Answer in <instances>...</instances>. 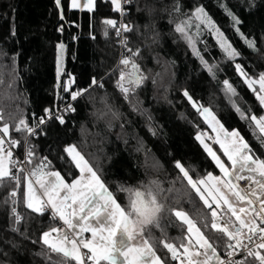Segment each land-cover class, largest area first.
Here are the masks:
<instances>
[{
    "label": "trees",
    "instance_id": "16d2710c",
    "mask_svg": "<svg viewBox=\"0 0 264 264\" xmlns=\"http://www.w3.org/2000/svg\"><path fill=\"white\" fill-rule=\"evenodd\" d=\"M133 1L126 19L131 24L127 39L132 63L144 77L139 85L128 83L129 67L115 69L114 28L104 23L114 16L110 2L94 0L93 9L86 10L72 9L69 0H61V18L55 0H0V127H9L7 138L16 140L21 151L28 133L16 130L21 119L30 127L33 117L44 119L55 105L72 101V110L62 116L64 123L52 119L30 140L34 155L28 171L46 158L48 170L71 183L79 172L65 148L75 146L126 210L134 190L150 185L157 192L165 208L159 227H145L144 235L163 264H176V259L159 241L166 239L180 250L187 240L186 226L168 208L186 212L222 257L227 238L204 227L202 213L210 221L211 209L204 207L176 164L194 181L219 175L196 139L209 128L188 97L212 110L226 130H236L249 153L264 161V135L251 121L252 116L264 115L259 88H250L236 67L240 65L247 79L264 75V0ZM200 14L212 23L200 21ZM178 25L183 32L176 30ZM219 39L231 45L235 58L225 54ZM67 79L72 81L68 91ZM93 80L102 86L94 85L72 99V93ZM224 81L235 95L227 92ZM121 83L130 90L127 96ZM102 97L117 113L109 116L110 126L93 115L103 107ZM23 177L17 206L9 202L12 179L0 182V264H75L42 242L54 221L25 206ZM241 262L260 264L254 256L242 257Z\"/></svg>",
    "mask_w": 264,
    "mask_h": 264
},
{
    "label": "snow or ice",
    "instance_id": "6c2138e0",
    "mask_svg": "<svg viewBox=\"0 0 264 264\" xmlns=\"http://www.w3.org/2000/svg\"><path fill=\"white\" fill-rule=\"evenodd\" d=\"M60 0H57L59 5ZM113 4H117V0H112ZM93 0H85L84 6L91 10ZM73 7H80L77 0H72ZM198 13H203L202 9H197ZM231 15V13H229ZM235 19V17H233ZM239 23V21H236ZM105 24L115 26L112 20H105ZM211 24V20L207 21ZM124 31H130L129 26L121 25ZM177 31L183 32V28L177 26ZM218 31V30H217ZM249 46H254L252 42H248ZM58 47H63L59 45ZM221 48L229 58H235L237 53L231 49V45L226 40H222ZM134 52L133 55H137ZM121 63L128 65L130 60L125 58ZM237 70L241 75L246 77V73L240 69V65H236ZM133 71L129 73V84L139 85L144 77L139 74V69L135 63H132ZM211 72V68H209ZM124 80V73H121V81ZM246 82H248L246 80ZM98 85L96 80L92 82ZM256 83L252 81L249 86ZM227 92L235 95L234 89L229 85L228 81H224ZM102 86V85H98ZM11 87V85H9ZM121 91L127 96L130 91L122 83L119 85ZM86 91V90H85ZM81 92L72 93V99L75 100ZM185 96L188 93L185 92ZM189 102L192 103L193 108L200 112L206 120L215 121V117L207 108L198 106L191 97H188ZM262 107H264V75L259 78V93L257 94ZM100 103L102 108H98L93 113L97 120H103L109 123V116L115 117L117 113L113 112L111 106L107 102L106 97H102ZM235 107V105H234ZM240 112V108H236ZM74 111V109H73ZM47 112V110H46ZM61 123H64L62 118H59ZM262 135H264V117H251ZM40 123H44L41 119ZM219 122L216 121V124ZM213 131L217 133L215 143L223 151L227 162L231 164L229 169L223 163L220 157L206 144H204L201 137L198 135L197 140L204 146L205 151L215 161L216 166L223 174L222 177H214L211 173L206 179L194 181L183 166L177 162L176 167L183 175L184 180L187 181L188 186L196 193L200 201L206 209H211L209 221L206 214L202 213L203 224L205 228L211 231L221 233L223 237L227 238L228 249L227 253L231 257L236 249L247 250L249 256H254L264 264V255L259 251H253L248 248V244L255 243V238L260 240L256 244L257 249H264V227H259L255 220H246L237 214V210L225 197L221 190V186L227 189L229 193L233 194L238 201H247L249 208L241 207L239 213H248L249 209L254 203H259L260 208L257 213V218L260 224H264V161L255 159L249 153V146L243 138H239V133L236 131L227 132L221 126L219 129L214 124L210 123ZM17 131H26L29 135L34 134V130L27 126L26 122L21 119L16 127ZM0 132L5 136L9 134V127L4 125L0 127ZM221 133L223 134L221 136ZM231 138V139H230ZM10 146H16V140L8 141ZM5 140L0 138V182L5 178L14 179L17 182V187H20L21 177L19 175H10L6 167V160L15 167V162L11 160L12 152L7 151L5 154ZM65 152L74 162L77 169L80 171V177L74 179L71 183L65 182V179L58 171L48 170V162L46 158L40 161L31 171L27 172L24 177V202L27 208L33 212L43 214L45 209H50L53 218L59 220L66 226L67 229L75 230L72 235L68 231L53 227L50 232H44L41 236L42 242L47 245L53 252L62 254L65 261H74L75 264H86V261L91 264H101V261H106L107 264H120L121 258L123 264H161V259L154 251L153 244L150 239L145 237L144 229L149 225L155 224L159 227L160 214L165 208V205L160 202L158 194L149 185L143 190H134L130 197L129 208H123L113 194L102 182L97 172L90 166L89 162L84 156L77 151L75 146H67ZM33 153L29 148L23 163L32 164ZM18 172L24 171L23 168H18ZM248 175H242V173ZM87 173V176H85ZM248 180L251 184H255L259 189V194L255 188L251 190V195H255V201L248 199V196L238 189L236 181ZM160 191H163L162 189ZM207 194V195H205ZM17 195L16 191L11 193L12 197ZM223 205L227 206L228 211L235 217V221H230L231 228L228 224H220L218 222V213L212 208L220 209ZM255 211V209H251ZM15 212V210H13ZM171 215H174L182 225H186L188 235L185 239L188 240V245L181 243L180 247L183 249L184 259L181 264H210L212 260L216 264H223L216 255V248L213 242L206 236V234L197 226L189 215L181 209L168 208ZM250 214V213H249ZM105 219L101 222L100 217ZM17 222L20 217L16 216ZM95 222V223H93ZM139 225V227H138ZM247 229V242L242 238V230ZM56 233V236H52ZM85 233L91 234V239L84 237ZM193 240L195 244L193 245ZM142 241V244L140 243ZM135 242V243H134ZM159 243L172 253V258L177 259V249L172 242H167L166 239H161ZM86 250L85 252H82ZM202 249L203 251H200ZM203 255L205 259L200 261L197 257ZM229 264H243L241 261H229Z\"/></svg>",
    "mask_w": 264,
    "mask_h": 264
},
{
    "label": "built area",
    "instance_id": "2783aa9c",
    "mask_svg": "<svg viewBox=\"0 0 264 264\" xmlns=\"http://www.w3.org/2000/svg\"><path fill=\"white\" fill-rule=\"evenodd\" d=\"M108 2L111 3L112 6V11L114 13V16L112 18V21L115 22V26H113L114 28V37L116 40V45L118 47V61L116 66H120V65H124L121 63L122 59H129L130 63H131V54H130V49L128 47V39H127V34L129 31H124L123 28H121V25H125V26H129V28L131 29V24L129 22H127V16L129 13V8L131 6H133L134 1L133 0H117V4H113L112 0H106ZM130 63L128 65H130ZM125 65V66H128ZM94 86L93 83L90 84H82L80 86V92L85 93L87 92L90 88H92ZM86 90V91H85ZM72 110V101L68 102V103H64L61 105H55L53 110H51L46 118H44V123H40L41 118H37V117H33L32 119V124L30 126V128H32L34 130V134L29 135L27 133L26 138L24 140L23 143V148L21 151H18L16 149V147L14 146H10L8 143V138L7 136H5L2 132H0V138L5 140V154L7 153V151H11L12 152V157L11 160L13 162H15V167L12 166V164H10L11 166V170H12V175H19L20 177H22L23 175H25L28 172V164L27 163H23L25 161V157L27 154L28 149L30 148L32 150L31 145H29V142L31 139L36 138L38 135V132L40 131V129H42V127L48 123L49 121H51L52 119H58L62 118V116L66 115L69 111ZM18 168H23L24 171H20L18 172L17 169ZM13 182V191L17 192V195L15 197H12L11 194L9 195V202L11 204H13L14 206L18 205L19 202V187H17V182L12 179ZM238 188L242 191H246L248 190L249 186L251 185V183L248 180H241L237 182ZM12 191V192H13ZM257 206V204H256ZM255 206V207H256ZM45 214H48L54 221V226L53 227H58L61 229H64L66 231H68L69 235H71L69 229L66 228L65 225H63V223L59 220V218H53V214L51 212L50 209H45L44 212ZM263 215V214H262ZM218 221H223V216L219 215L218 216ZM259 227H264V224H260L259 219L257 218V223H256ZM52 236H56V233H52ZM247 236L243 237L244 241L247 242ZM255 243L252 244H248V248H251L254 252L255 251H259L260 250H264V249H257L256 248V244L260 243V240L255 238ZM228 244V243H227ZM231 251V249H228L227 247V252L221 257V261L223 262V264H229V261H239L242 257H246L249 256L247 254V250H241V249H236L231 257H229L227 255V253ZM86 264H91V262L86 261Z\"/></svg>",
    "mask_w": 264,
    "mask_h": 264
},
{
    "label": "rangeland",
    "instance_id": "374dc122",
    "mask_svg": "<svg viewBox=\"0 0 264 264\" xmlns=\"http://www.w3.org/2000/svg\"><path fill=\"white\" fill-rule=\"evenodd\" d=\"M77 2H78V4L80 5V7H73L72 6V0H69V3H70V7L72 8V9H86V10H89L87 7H85L84 6V4H85V0H77ZM93 5H94V0H93V4H92V8H91V10L93 9ZM198 18L200 19V21H204L203 20V17H202V14H200L199 16H198ZM205 22V21H204ZM206 23V22H205ZM208 26L210 25V24H208V23H206ZM220 41V44H221V42H222V40L223 39H219ZM131 63H132V59H131ZM131 63H130V65H131ZM130 65H128V66H125V65H118V66H116L115 67V69H119V68H121V69H124V68H126V67H129ZM132 72V71H131ZM240 74H241V72H240ZM242 77H243V79L245 80V82H246V80L248 81V82H246L247 83V85L249 86V84L252 82V81H256V83H254V84H252V86L250 87V88H252L254 85H257L258 86V88H259V78H258V80H252V79H247V78H245L243 75H241ZM71 85H72V81H71V79H67L66 81H65V83H64V86H65V90L66 91H68V89H69V87H71ZM82 93V92H81ZM83 94V93H82ZM81 94V95H82ZM81 95H79V96H81ZM208 109V108H207ZM263 109H264V107H263ZM209 111L212 113V115L215 117V121H210V118L209 119H207L206 120V118L199 112V115H200V117L202 118V120L205 122V124L208 126V128H209V132H207V133H205V134H203L202 136H200L201 137V139L203 140V142H204V144H206V145H208L216 154H217V156L218 157H220V159H221V161L223 162V163H225L226 164V166L229 168V169H231V164L230 163H228L227 162V157H225L224 156V154H223V151L220 149V147H219V145L217 144V143H215V139H216V136H217V133L215 132V131H213V128L210 126V123L211 124H214L215 125V127L217 128V129H219L221 126H222V124L220 123V121L218 120V118L216 117V115L213 113V111L212 110H210L209 109ZM262 117H264V115L262 116ZM216 121H218L219 123L218 124H216ZM223 127V126H222ZM258 128V127H257ZM223 129L225 130V131H227V132H232V131H228V130H226L224 127H223ZM259 129V128H258ZM233 131H236V130H233ZM237 132V131H236ZM223 134L221 133V136H222ZM239 138H242L241 136H240V134H239ZM231 139V138H230ZM69 156V155H68ZM210 157V156H209ZM211 158V157H210ZM72 160V159H71ZM211 160L213 161V159L211 158ZM74 163V162H73ZM213 163L216 165V163H215V161H213ZM6 167H7V169L9 170V172H10V169H11V167H10V163H8L7 162V160H6ZM217 167V166H216ZM218 168V167H217ZM78 170V172H79V175H78V177L77 178H79L80 177V171H79V169H77ZM218 170H219V175H213L214 177H222L223 176V174L220 172V169L218 168ZM29 172V171H28ZM242 175H245V176H247L248 174L245 172V173H242ZM85 176H87V173H85ZM208 177V176H207ZM206 177V178H207ZM205 178V179H206ZM237 182L238 181H236V184H237ZM253 188H255L256 189V191H257V194H259V189L257 188V186L255 185V184H251L250 186H249V188H248V190H246V191H242V193L243 194H245V195H247L248 196V199H252L253 201H255V195H251V190L253 189ZM239 189V188H238ZM221 190H222V192H223V194L225 195V197L229 200V202L233 205V207L237 210V214H239V215H241V217L242 218H244V219H246V220H255V223H257V213L259 212V208H260V204L259 203H254L252 206H251V209H255V211H252L251 209H249V212L248 213H239V209L241 208V207H244V208H249V206H248V204H247V201H238L237 199H236V197L233 195V194H231V193H229V191L227 190V189H224L222 186H221ZM240 190V189H239ZM23 191H24V181H23ZM205 195H207V194H205ZM19 200H20V197H19ZM23 201H24V196H23ZM24 204H25V202H24ZM221 204H222V207L220 208V209H216V206L215 205H212V208L213 209H215L216 211H217V213H218V216L219 215H222L223 216V214H224V216H223V221H218L220 224H222V225H224V224H228L229 225V227L231 228V223H230V221H235V217L234 216H232L231 215V213L228 211V209H227V206L226 205H223V202H221ZM256 204H257V206H256ZM26 206V205H25ZM256 206V207H255ZM29 209V208H28ZM31 210V209H30ZM32 211V210H31ZM250 213V214H249ZM264 215V214H263ZM105 219V217L104 216H101L100 217V221L102 222L103 220ZM93 223H95V222H93ZM186 226V225H185ZM186 229H187V227H186ZM69 231H70V233H71V235L73 234V232L75 231V230H73V229H69ZM187 235H188V233H187ZM242 238L243 237H245L246 235H248V233H247V229H244V230H242ZM84 237L86 238V239H91V234L90 233H85L84 234ZM135 243V242H134ZM140 243L142 244V241H140ZM195 244V241L193 240V245ZM185 245H188V240H186V244ZM200 251H203L202 249H200ZM82 252H85L86 253V250H83L82 249ZM216 255L219 257V259H220V261H221V257L216 253ZM184 259V257H183V249H180V250H177V259H176V264H181V261ZM196 259H198V260H200V261H203L204 259H205V257L203 256V255H201V256H199V257H197ZM239 261H241V259L239 260ZM102 262V261H101ZM106 262V261H105ZM120 264H123V260H122V258H121V261H120ZM161 264H163V262L161 261ZM210 264H216V261L215 260H212L211 262H210Z\"/></svg>",
    "mask_w": 264,
    "mask_h": 264
},
{
    "label": "water",
    "instance_id": "95a60500",
    "mask_svg": "<svg viewBox=\"0 0 264 264\" xmlns=\"http://www.w3.org/2000/svg\"><path fill=\"white\" fill-rule=\"evenodd\" d=\"M55 4H56V6H57V9H58V11H59V14H60V17L62 18L63 16V12H62V7H61V0H60V2H59V5L57 4V0H55ZM129 69L131 70V71H133V69H132V63H131V65L129 66Z\"/></svg>",
    "mask_w": 264,
    "mask_h": 264
},
{
    "label": "clouds",
    "instance_id": "9594fccd",
    "mask_svg": "<svg viewBox=\"0 0 264 264\" xmlns=\"http://www.w3.org/2000/svg\"><path fill=\"white\" fill-rule=\"evenodd\" d=\"M138 227H139V225H138Z\"/></svg>",
    "mask_w": 264,
    "mask_h": 264
},
{
    "label": "crops",
    "instance_id": "0c3cea01",
    "mask_svg": "<svg viewBox=\"0 0 264 264\" xmlns=\"http://www.w3.org/2000/svg\"><path fill=\"white\" fill-rule=\"evenodd\" d=\"M223 216H224V214H223Z\"/></svg>",
    "mask_w": 264,
    "mask_h": 264
}]
</instances>
